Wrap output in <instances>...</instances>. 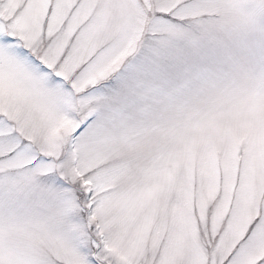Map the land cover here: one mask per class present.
<instances>
[{
    "label": "snow or ice",
    "instance_id": "obj_1",
    "mask_svg": "<svg viewBox=\"0 0 264 264\" xmlns=\"http://www.w3.org/2000/svg\"><path fill=\"white\" fill-rule=\"evenodd\" d=\"M0 264H264V0H0Z\"/></svg>",
    "mask_w": 264,
    "mask_h": 264
}]
</instances>
